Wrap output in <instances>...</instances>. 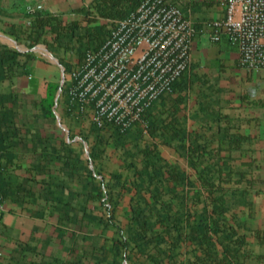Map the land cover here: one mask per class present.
I'll use <instances>...</instances> for the list:
<instances>
[{
	"label": "crops",
	"instance_id": "crops-1",
	"mask_svg": "<svg viewBox=\"0 0 264 264\" xmlns=\"http://www.w3.org/2000/svg\"><path fill=\"white\" fill-rule=\"evenodd\" d=\"M167 1L196 28L191 64L151 107L160 135L138 123L141 139L122 144L111 128L98 141L93 112L68 91L85 57L79 42L66 49L58 28L78 24L86 43L90 28L107 23L110 33L112 20H94L96 0H0V264H140L120 242L135 207L149 208L162 248L178 251L181 263L264 264V67L242 66L226 30L214 38L211 23L227 17L225 0ZM38 14L52 24L34 25ZM150 145L171 166L157 184L141 176V149ZM210 189L224 197L223 216L213 215ZM182 206L186 240L172 250L178 233L167 234L163 220ZM205 210L224 231L192 242L190 225Z\"/></svg>",
	"mask_w": 264,
	"mask_h": 264
},
{
	"label": "built area",
	"instance_id": "built-area-1",
	"mask_svg": "<svg viewBox=\"0 0 264 264\" xmlns=\"http://www.w3.org/2000/svg\"><path fill=\"white\" fill-rule=\"evenodd\" d=\"M224 4L227 17L211 23L214 38L226 30L240 47L241 65L263 68L264 0H225ZM42 8L29 6L31 12ZM195 33L178 5L143 0L137 10L116 20L105 42L88 50L81 66L72 71L68 84L72 101L82 111H92L100 127L113 124L126 130L140 123L149 132L145 111L171 91L189 68Z\"/></svg>",
	"mask_w": 264,
	"mask_h": 264
},
{
	"label": "trees",
	"instance_id": "trees-1",
	"mask_svg": "<svg viewBox=\"0 0 264 264\" xmlns=\"http://www.w3.org/2000/svg\"><path fill=\"white\" fill-rule=\"evenodd\" d=\"M143 0H96L94 8H95V21H98L99 19L103 18L105 20H112L113 25L115 24L116 20L125 18L128 16L131 12L138 9L140 4ZM34 25H38L40 27H44L46 25L52 24V17L49 15H42L38 14L34 18ZM78 24H74L71 26H65L62 29L58 28V35L59 38L65 39V47L66 49H72L74 48V42H79V47L77 48L78 54L81 58H84L86 55V52L90 49H98L99 46H94V42L97 39L104 38L106 35H109L107 28V23H103L101 25H98V27H93L88 29V34L91 36L92 40L89 43H86L84 41V38L87 34L82 35L78 34L75 30V27ZM101 37V38H100ZM177 83L173 84V87H175ZM154 103V102H153ZM152 103V105H153ZM152 105L146 109L144 117L148 121V128L150 134L153 136H159V124L155 123L154 118L152 116ZM98 131V141H102L101 139V131L103 128H111L115 132V136L120 138L123 142L122 144H125L129 142L130 137H134L135 139H141L143 135V130L138 128V123L133 124L131 127H129L126 130L120 129L118 126L113 124L105 125L104 127H100L97 125ZM136 130V133H132ZM143 153L145 154V170L144 172H141V176L144 177V179H147L149 183H159L164 181L165 179V169H170L171 166L168 164H165L163 162L162 157L160 156L158 150L154 146H148L143 149ZM102 150H98L96 154L93 155L94 158H99L101 156ZM173 178L177 179L180 182H184V176L180 173H172ZM211 185V184H210ZM209 194L212 196V200L215 203V206L213 208V215L223 216L227 211L228 207L225 206L224 203V197L219 196L218 198L213 197V194H215L214 190H209ZM155 195V194H154ZM99 197H102V193H99ZM157 196V195H156ZM179 197V196H178ZM182 201L185 199V197L182 195L180 196ZM199 200V199H198ZM222 203V206L220 204ZM218 204V206H217ZM152 212V209L150 210ZM113 208L110 210L111 217L113 216ZM168 215L166 216V220L162 219L164 224L168 225L167 234H172L173 232H177V236L175 239L171 242V248L172 250L174 248H178L184 240H186V237L184 236V215L187 213H184L183 206L181 210L176 213L175 215ZM190 216L191 214L188 213ZM172 219L171 225L168 224L169 219ZM210 213L208 210H205L202 214L199 215V219L197 224H191L190 228L192 229V234L189 236V240L192 242H201L209 243L211 238L210 234L214 233L221 236V232L224 230L219 228V225L216 220L211 221L209 219ZM155 223L152 221V215L149 213V208L146 207H135L133 211V219H132V226L129 229V233L126 238L120 240L122 245L125 246L126 249H130V251L126 252V257L130 262H135V256H139V258H142V261H140V264H166V261L169 259L171 261H176L177 264H184L181 263L178 257V251H168L166 248H162L161 244L164 243L165 239L161 237L158 233H156L155 230ZM200 236H202V239H198ZM225 239H231V237L228 234L223 235ZM188 239V237H187ZM223 242V240L221 239ZM132 246L134 248H137L138 251H131ZM153 248H155V251H152ZM227 252L229 251V248L226 247ZM209 254V258L213 260V257L211 255L210 251H207ZM226 260L223 261L225 263Z\"/></svg>",
	"mask_w": 264,
	"mask_h": 264
},
{
	"label": "rangeland",
	"instance_id": "rangeland-1",
	"mask_svg": "<svg viewBox=\"0 0 264 264\" xmlns=\"http://www.w3.org/2000/svg\"><path fill=\"white\" fill-rule=\"evenodd\" d=\"M101 38V37H100ZM98 40V39H97ZM100 40H102V38L100 39Z\"/></svg>",
	"mask_w": 264,
	"mask_h": 264
}]
</instances>
